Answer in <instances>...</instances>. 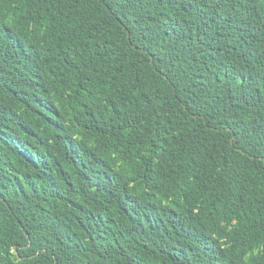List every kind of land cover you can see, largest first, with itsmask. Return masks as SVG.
<instances>
[{
  "label": "trees",
  "instance_id": "16d2710c",
  "mask_svg": "<svg viewBox=\"0 0 264 264\" xmlns=\"http://www.w3.org/2000/svg\"><path fill=\"white\" fill-rule=\"evenodd\" d=\"M0 264H264V0H0Z\"/></svg>",
  "mask_w": 264,
  "mask_h": 264
}]
</instances>
